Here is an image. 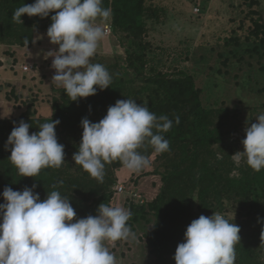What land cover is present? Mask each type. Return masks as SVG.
I'll use <instances>...</instances> for the list:
<instances>
[{"label":"trees","instance_id":"trees-1","mask_svg":"<svg viewBox=\"0 0 264 264\" xmlns=\"http://www.w3.org/2000/svg\"><path fill=\"white\" fill-rule=\"evenodd\" d=\"M153 1L103 0L102 6L112 10L110 19L102 23L111 29L106 36L111 37L114 50L110 54H96L91 61L102 64L109 71L112 76L109 88L98 89L95 95L71 101L65 89L52 81L54 69L50 65L49 114L39 111L41 107L36 103L38 90L33 97L36 100L30 98L29 103L24 101L23 95L15 97V101L26 103L20 112L12 111L11 117L0 116V203L6 202L2 195L5 186L22 191L35 184L34 191L39 193L41 200L46 199L51 191H59L69 198L77 218L97 215L100 203L113 205L117 194L125 193L116 189L126 183L120 176L125 169L121 162L116 160L105 164L104 179L100 183L82 166L75 164L72 157L82 138V118L99 122L117 100L134 99L138 104H145L158 117L166 115L173 121L172 128L163 133L169 141V151L156 154L151 146L139 150L152 160L151 167L141 171V175L159 178L155 195L149 200L138 198L135 193L123 196L124 206L132 212L127 221L130 228H137V224L145 229V224H151L145 237L154 263L175 264V250L179 243L185 242L184 233L191 221L201 214L219 213L240 227L241 239L235 245V264H264V169L253 170L246 157L237 153L244 150L245 127L255 123L256 116L263 111L261 97H264V89L258 87L257 81V90L247 88L246 91L244 82L238 80L240 73L230 70L244 64L252 69L251 58L264 56L261 13L251 8L246 17L253 25L246 28L247 32L238 33L234 29L221 38L219 52L217 49L220 61L202 71L198 68L199 63L207 62L201 58L195 61L197 68L169 64L177 53L167 51L150 38L152 24H158L167 14L166 6H152ZM34 2L0 0V46L27 48L26 37L29 39L28 48L39 44L37 39L41 37L49 43L46 32L55 12L45 18L23 14V24L12 19L18 7ZM239 27L243 29L244 23ZM183 55L180 52L177 56L187 60L188 54ZM259 65L260 72H264V64ZM198 72L205 73L204 80L198 77ZM232 74L237 85L234 90L239 97L234 105L228 102L230 88L225 84ZM216 76L223 81L218 82ZM239 84L242 88L238 87ZM243 91L252 93V96H245ZM241 92L243 95L240 96ZM176 116L180 118L179 124L175 123ZM51 119L60 121L55 130L58 142L65 146L64 163L60 168L41 169L36 177L20 176L9 158L11 145L5 148L8 136L21 120L31 125V134L38 132L39 125ZM236 155L241 156L238 163ZM123 189L126 190L125 186Z\"/></svg>","mask_w":264,"mask_h":264},{"label":"clouds","instance_id":"clouds-1","mask_svg":"<svg viewBox=\"0 0 264 264\" xmlns=\"http://www.w3.org/2000/svg\"><path fill=\"white\" fill-rule=\"evenodd\" d=\"M102 4L103 0H35L13 13L12 19L23 24V14L45 18L55 12L46 35L59 47L46 52L45 58L53 57L52 81L65 89L71 101L95 95L112 83L106 67L91 61L106 36L97 21L107 22L112 15L111 8ZM24 43L28 48L27 37ZM256 117L257 122L245 127L244 150L237 153H242L247 164L259 172L264 169V114ZM59 123L51 119L31 134V125L23 120L13 127L5 148L11 145L9 158L20 176L36 177L41 169L62 166L65 146L58 142L55 130ZM175 123H180L179 116ZM81 126L82 138L72 159L102 183L105 164L116 160L129 173L150 168L151 158L139 150L151 146L156 154L169 151L163 133L172 128L173 121L127 98L109 106L99 122L82 118ZM240 159L236 155L237 163ZM35 187L19 191L5 186L3 190L6 202L0 203V264H117L105 242L114 244L134 237L127 224L131 210L100 203L97 215L77 218L69 198L51 191L41 200ZM239 233L240 227L223 215L201 214L187 226L185 242L175 250V264H235Z\"/></svg>","mask_w":264,"mask_h":264},{"label":"rangeland","instance_id":"rangeland-1","mask_svg":"<svg viewBox=\"0 0 264 264\" xmlns=\"http://www.w3.org/2000/svg\"><path fill=\"white\" fill-rule=\"evenodd\" d=\"M251 1H254L252 6L249 5ZM155 4L166 6L167 14L165 17L163 16L158 24H152L149 29V36L155 43L164 46L167 51L177 53V55L183 52V57L188 54L187 60H182L181 57L173 55L171 60L168 61L171 65H179L181 67L186 65L191 67L192 65L193 68H197L195 61L201 58L207 63H199L198 68L204 71L210 65L219 62L218 46L222 44L221 38L228 36L234 29L238 33L247 32L246 28L253 25V22L246 17L247 12L251 8L260 11L262 17L260 23L264 25V0H154L151 5ZM191 6H193L192 9ZM232 17L235 19L232 20ZM100 23L104 28L106 23ZM242 23H244L245 27L240 29L239 26ZM107 30L105 31L104 28L106 35H109L111 33L109 27ZM110 38V36L109 38L105 36L96 54L113 53L114 46L112 47L113 41ZM37 40L39 44L32 48L0 46L1 117H11L12 111L20 112L22 108L26 107L25 102L29 103L30 98L35 97L38 90L40 92L38 99L33 98V100H36V103L40 105V113L49 114L47 101L49 90L48 74L50 69H52L50 65L53 57L45 58V53L58 48L59 45L50 44L43 37ZM251 59L254 66L252 69H248L247 65L244 64L241 68L234 66L230 70L240 73L238 80L244 82L243 89L246 91L247 88L257 90L255 87L257 81L259 83L258 87L262 90L264 89V79L262 78L264 72H260L259 64H264V56L259 58L258 55H254ZM258 61L261 62L258 63ZM234 71L233 73H235ZM198 77L204 80L205 73L198 72ZM216 77L218 82L223 81L221 77ZM225 84L230 88L231 98L228 99V102L234 105L239 97L234 90L237 85L233 74L228 77ZM238 87L242 88L240 84ZM243 93L247 97L252 96V93L244 91ZM19 95H23L25 102L15 101V97ZM241 95H243L242 92L240 93ZM19 100L21 99L19 98ZM261 101H264V97H261ZM261 114H264V108L259 113V115ZM120 176L126 183L117 186L116 189L121 193H125L117 194L113 205L123 206L127 209L124 206V195L135 193L134 196L149 200L157 191L155 189V186L159 183L157 176H143L141 172L138 174L129 173L127 169L122 170ZM123 186H125L126 190L123 189ZM136 227L134 226L131 229L134 237H129L128 240H118L119 242L114 244L108 241L109 244L106 246L115 255L117 264H155L154 256L150 254L145 237L151 224H145V229L138 227L137 224Z\"/></svg>","mask_w":264,"mask_h":264},{"label":"built area","instance_id":"built-area-1","mask_svg":"<svg viewBox=\"0 0 264 264\" xmlns=\"http://www.w3.org/2000/svg\"><path fill=\"white\" fill-rule=\"evenodd\" d=\"M108 27H109V25L107 26H105V31H108L107 29H108ZM109 29H110V27H109ZM110 31H111V29H110Z\"/></svg>","mask_w":264,"mask_h":264}]
</instances>
